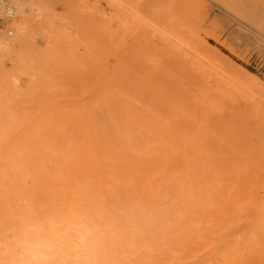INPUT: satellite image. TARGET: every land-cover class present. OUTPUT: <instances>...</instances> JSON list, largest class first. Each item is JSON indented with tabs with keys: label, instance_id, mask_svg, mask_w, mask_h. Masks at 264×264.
<instances>
[{
	"label": "bare ground",
	"instance_id": "6f19581e",
	"mask_svg": "<svg viewBox=\"0 0 264 264\" xmlns=\"http://www.w3.org/2000/svg\"><path fill=\"white\" fill-rule=\"evenodd\" d=\"M7 1L15 15L7 30L12 37L0 32V59L16 60L20 73L0 76V99L19 75L33 74L32 34L50 0ZM171 2L185 14L181 28L197 37L203 20L196 0ZM115 5L119 29L134 25L146 46L134 47L130 61L111 52L103 70L92 67L98 73L85 96L60 95L67 102L58 113L43 105L39 114H19L22 123L12 127L0 117V264H264V183L250 175L256 165L243 171L246 158L227 159L229 171L210 164L219 152L211 155L206 143L195 141L211 136L208 121L220 117L210 112L213 88L234 86L208 52L255 86L264 82L211 45L196 48L143 19L135 2ZM138 58L140 69L152 74L176 73L181 96L201 120L176 104L164 124L161 113L142 105L140 92L161 106L173 102L133 72L131 60ZM183 117L199 124L190 138L173 124Z\"/></svg>",
	"mask_w": 264,
	"mask_h": 264
},
{
	"label": "rangeland",
	"instance_id": "374dc122",
	"mask_svg": "<svg viewBox=\"0 0 264 264\" xmlns=\"http://www.w3.org/2000/svg\"><path fill=\"white\" fill-rule=\"evenodd\" d=\"M119 1L50 0L46 3L45 11L38 18L41 23L35 27L32 34L31 45L34 49L31 56L34 72L31 76L19 75L12 92L0 99V117L8 127L22 123L18 120L19 114H39L43 105L45 110L58 113L59 109H64V103L67 102L60 95L67 94V99H74L76 94L85 96L98 73L92 67L103 70L106 56L113 59L111 52L124 53L121 60L130 61L134 47L146 46L148 40L140 39L142 35L136 36L134 25L119 29L115 16L119 13L116 11L118 6L115 5ZM125 1L128 4L135 2L143 19L153 18L157 25L167 26L170 31L182 35L196 48L202 47L203 42L211 45L264 82V0H196V12L203 20L197 37L192 36V30L181 28L185 14L171 0ZM108 8H114V11L109 12L106 10ZM11 20L12 18L0 15V32L9 38L12 37L7 34V30L11 29ZM131 28L135 31L132 32ZM206 32H213L216 37H207ZM134 37L138 39L133 40ZM95 46L99 49H95ZM155 46L153 47L157 50L158 59L163 66H167L169 63L166 56L161 53L160 47ZM207 55L213 67L218 66L219 71L226 73L234 86L221 87V90L218 88L219 92L213 88L211 97L213 96L215 102L212 103L214 108H211L210 112L211 116L220 117L208 121L211 136L200 134L195 141L206 143L204 147L211 155L219 152V156L214 157L210 164L223 166L228 171L233 168H229L231 163L227 159L246 158L243 165L241 164L242 168L244 166L246 169L242 170L250 171V167L256 165L257 168L253 169L255 175L250 173L251 179L260 177L264 183V87L252 84L212 52ZM15 61L9 57L0 59V65L3 67V74L0 76L8 74L11 77L19 74L20 70L16 69ZM131 61L137 63L132 70L139 78L147 80V83L155 82V88L172 100V105L161 106L153 101L150 93H138L142 98V105L163 115L166 119L164 124L173 120L170 116L171 108L176 104L195 116V120H201L202 113L195 115L189 97L181 96V90L178 88L180 79L176 73L168 72L164 75L160 70H156L152 74L149 69H140L139 58ZM72 74L74 75L71 76ZM258 109H261V113L253 117L252 114ZM218 112L223 113V118L217 115ZM220 118L223 122H220L221 126L216 124V120L220 121ZM185 121L183 117L173 124L176 129L181 130L182 137L190 138L196 134L199 124H188L189 122ZM220 140L227 142L228 146L222 145ZM208 177L209 182L215 181L214 173Z\"/></svg>",
	"mask_w": 264,
	"mask_h": 264
},
{
	"label": "built area",
	"instance_id": "2783aa9c",
	"mask_svg": "<svg viewBox=\"0 0 264 264\" xmlns=\"http://www.w3.org/2000/svg\"><path fill=\"white\" fill-rule=\"evenodd\" d=\"M8 7H10V3L7 0L0 1V15L11 19L15 15V11L12 9V7L9 10Z\"/></svg>",
	"mask_w": 264,
	"mask_h": 264
}]
</instances>
